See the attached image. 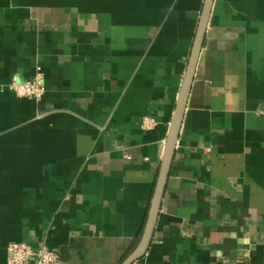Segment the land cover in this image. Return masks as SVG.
<instances>
[{"label": "crops", "instance_id": "obj_1", "mask_svg": "<svg viewBox=\"0 0 264 264\" xmlns=\"http://www.w3.org/2000/svg\"><path fill=\"white\" fill-rule=\"evenodd\" d=\"M204 2L0 0V264L20 241L63 264L137 247ZM38 67L41 101L8 89ZM137 263L264 264V0H214Z\"/></svg>", "mask_w": 264, "mask_h": 264}, {"label": "water", "instance_id": "obj_2", "mask_svg": "<svg viewBox=\"0 0 264 264\" xmlns=\"http://www.w3.org/2000/svg\"><path fill=\"white\" fill-rule=\"evenodd\" d=\"M213 4L214 0H205L203 5L200 21L197 27L191 54L188 61L187 71L185 74L183 85L181 87V92L177 102L175 114L171 123L165 152L160 164L155 190L149 207L142 236L137 247L121 264H138L137 262L144 257L151 244L155 225L161 209L162 199L164 196L167 180L170 174L171 165L174 159L177 142L180 136L183 118L185 115L187 102L192 88L195 71L197 68L201 50L203 48Z\"/></svg>", "mask_w": 264, "mask_h": 264}, {"label": "built area", "instance_id": "obj_3", "mask_svg": "<svg viewBox=\"0 0 264 264\" xmlns=\"http://www.w3.org/2000/svg\"><path fill=\"white\" fill-rule=\"evenodd\" d=\"M7 87L19 97L41 101L46 93L42 68L38 67L36 74L30 80H20L16 75L13 76ZM151 123L152 120L150 118H145L143 121L144 126H149ZM32 259L35 264H63L61 254L46 244L37 249L24 241L12 242L8 245V264H28Z\"/></svg>", "mask_w": 264, "mask_h": 264}]
</instances>
